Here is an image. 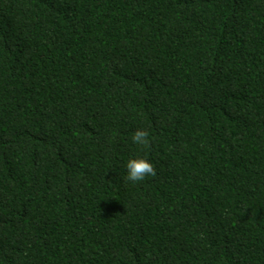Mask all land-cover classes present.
<instances>
[{"label":"trees","instance_id":"obj_1","mask_svg":"<svg viewBox=\"0 0 264 264\" xmlns=\"http://www.w3.org/2000/svg\"><path fill=\"white\" fill-rule=\"evenodd\" d=\"M0 264H264V0H0Z\"/></svg>","mask_w":264,"mask_h":264},{"label":"clouds","instance_id":"obj_2","mask_svg":"<svg viewBox=\"0 0 264 264\" xmlns=\"http://www.w3.org/2000/svg\"><path fill=\"white\" fill-rule=\"evenodd\" d=\"M148 137V131L138 129L133 134L132 141L143 148H150L151 141ZM126 169V179L133 183L142 182L146 177L156 175L154 165L146 157L130 158L126 163Z\"/></svg>","mask_w":264,"mask_h":264}]
</instances>
